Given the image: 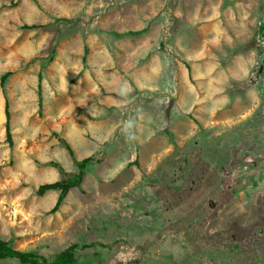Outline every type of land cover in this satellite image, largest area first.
<instances>
[{
    "label": "rangeland",
    "instance_id": "374dc122",
    "mask_svg": "<svg viewBox=\"0 0 264 264\" xmlns=\"http://www.w3.org/2000/svg\"><path fill=\"white\" fill-rule=\"evenodd\" d=\"M0 239L264 264V0H0Z\"/></svg>",
    "mask_w": 264,
    "mask_h": 264
},
{
    "label": "trees",
    "instance_id": "16d2710c",
    "mask_svg": "<svg viewBox=\"0 0 264 264\" xmlns=\"http://www.w3.org/2000/svg\"><path fill=\"white\" fill-rule=\"evenodd\" d=\"M7 74H5L2 79V85L5 83ZM5 114H6V132L7 138L10 143H12V135L10 131V111H9V102L6 99L5 104ZM69 152L73 154L72 149L69 144H66ZM88 162V158H85L79 163L81 169L84 168L85 164ZM84 172L80 171L75 179L69 180H60L51 183L42 184L38 190L40 195L44 194L48 190L59 189L60 195L56 201L53 210H56L59 205L62 203L66 193L72 188L79 186L83 178ZM0 259H16L22 264H70L73 261V257L67 255V253H61L55 259L49 260L48 258L39 255L31 251H22L12 247L8 241L0 239Z\"/></svg>",
    "mask_w": 264,
    "mask_h": 264
}]
</instances>
